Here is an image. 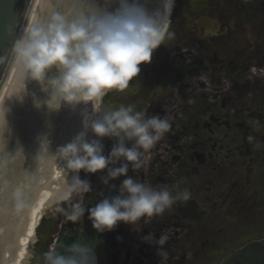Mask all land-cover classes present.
Returning a JSON list of instances; mask_svg holds the SVG:
<instances>
[{"label":"flooded vegetation","instance_id":"flooded-vegetation-1","mask_svg":"<svg viewBox=\"0 0 264 264\" xmlns=\"http://www.w3.org/2000/svg\"><path fill=\"white\" fill-rule=\"evenodd\" d=\"M167 32L171 37L140 65L129 89L110 92L101 107L133 106L146 118L169 119L170 131L144 153L140 169L129 164L128 177L157 189L178 184L190 189L192 200L101 232L98 264H222L264 241V0H175ZM87 139L98 138L90 130ZM101 142L107 157L118 141ZM107 172H79L90 192L66 187L45 210L23 264L30 253L36 264L53 243L64 248V240L79 242L96 230L88 209L120 195L127 178L105 185ZM76 204L84 206L83 217L66 222ZM150 233L168 237L166 261L145 242Z\"/></svg>","mask_w":264,"mask_h":264},{"label":"clouds","instance_id":"clouds-1","mask_svg":"<svg viewBox=\"0 0 264 264\" xmlns=\"http://www.w3.org/2000/svg\"><path fill=\"white\" fill-rule=\"evenodd\" d=\"M105 2L118 7L110 11L98 6L97 0H74V9L68 13L52 11L45 19H30L11 50L13 62L25 80L36 81L47 94L43 102L35 100L36 108L46 105L50 112H55L64 105H92V114H83L84 130L54 155L65 162L63 170L76 174L68 183L67 192H90V184L79 178L81 170L94 174L107 168L105 185L109 180L127 177L121 184L120 195L105 198L88 209L89 219L98 232L111 230L118 222L135 225L143 218L161 216L166 210L192 200L190 189L178 184L171 189L167 185L157 189L128 177L129 164L134 172L140 169L144 153L170 131L169 119L159 115L146 118L133 106L107 110L101 107V100L110 92L125 93L139 75L140 65L149 63L166 36L171 37L167 27L175 0H162L163 14L159 10L149 12L146 0ZM53 69L55 74L49 75ZM7 112L6 108L0 112V121L6 123L8 130ZM89 130L98 139L89 141ZM105 137L118 141L107 157L101 142ZM126 142H131V147ZM44 145L48 146L46 137ZM121 161L119 167H108ZM84 213V206L76 204L65 213V220L75 223ZM144 240L158 247L162 262L168 259L164 249L167 236L156 239L150 233ZM64 252L58 253L57 243H53L36 264H96L94 250L85 243L65 246ZM31 259L30 253L29 264Z\"/></svg>","mask_w":264,"mask_h":264},{"label":"rangeland","instance_id":"rangeland-1","mask_svg":"<svg viewBox=\"0 0 264 264\" xmlns=\"http://www.w3.org/2000/svg\"><path fill=\"white\" fill-rule=\"evenodd\" d=\"M73 3L74 0H51L48 2L46 16L52 11L68 13L74 9ZM97 3L98 6L102 8L106 7L110 11H114L115 8L118 7L116 4L106 3L105 0H97ZM65 6L66 9H64ZM67 6L72 8L68 9ZM145 6L149 12L159 10L163 14L162 0H146ZM53 74H55V69H53L52 73L49 75ZM28 81H30V79ZM29 93L20 104L17 102L14 105L17 109V115L13 119L19 121L20 129L18 130L20 131V138L11 137V140H8V146L11 148H7L9 152L7 155L11 158L13 163L14 171L12 172L14 174H18L19 171L23 173L28 166H30L31 170L29 172L25 171V180L21 181L18 175L17 183H15L16 178L13 177L11 179L12 183L10 189H12V193L8 191V198L3 195V192H0V264H6L4 262L5 259L7 261L16 253L15 244L18 238H20L21 232L26 229L27 220L30 219L29 215H31L34 201L39 193L44 188L48 187L49 181H51L50 179L53 175L56 174L58 170L63 171L66 177H68L67 182L73 176L74 173H67L63 170L66 167L65 162L63 160H57L54 155H56L60 147L70 143L78 135L83 114L88 111L87 107L90 104V102L88 104L81 103L74 108L69 105H64L59 111L55 112H50L45 105L39 108V114H36L37 116L28 122V120H26L27 112L30 113L33 109H38L35 107V100L38 99L43 102L47 99V94L42 91L41 85L36 83V81H34L33 88ZM30 106H32L33 109L30 108ZM19 115L22 116L23 122L22 119L19 118ZM7 122L9 130L10 121ZM4 130L8 131L6 128H4ZM45 137L48 140V146L44 145L42 147V141ZM19 143L23 145V147L18 152L17 146ZM10 149H13L12 153H10ZM24 159H29V163L31 161V164H25ZM1 160V162H3L5 158L3 157ZM4 165L8 164L4 162ZM4 167L6 174V166ZM21 187L23 188V196H21L23 200L19 197ZM13 191L17 192L19 196H15ZM10 193L12 196L9 195Z\"/></svg>","mask_w":264,"mask_h":264},{"label":"bare ground","instance_id":"bare-ground-1","mask_svg":"<svg viewBox=\"0 0 264 264\" xmlns=\"http://www.w3.org/2000/svg\"><path fill=\"white\" fill-rule=\"evenodd\" d=\"M49 1L51 0H35L31 14L29 16V20L30 19L36 20L37 18H40V19L47 18L46 10H47ZM72 5H74V3ZM67 8L70 9L72 7L67 6ZM64 9H66V6L64 7ZM29 20L27 21V24ZM28 80L29 79L25 80L23 74L18 70V66L14 62L10 70L9 76L7 78V81L5 82L0 92V112H2L6 108L8 110L6 118H7V121H10L9 123L10 129L8 131L4 130V128L7 129L6 123L3 121H0V170H1L0 172L1 173L0 174V192H3V195L7 198H8V191L12 193V189H10V185L12 183L11 179L13 177L16 178L15 183H17L18 182L17 175H18L21 181L25 180L26 179L25 171L29 172L31 170L30 166H28L26 167V170L23 173L19 171L18 174L16 173L14 174L12 172L14 171L13 163L11 161V158L7 155L9 153L7 151V148H11L8 146V140H11V137H15L18 139L20 138V131L18 130L20 129L19 121L18 120L15 121L13 119L17 115V109L14 107V105L17 102L20 104V102L28 96V93L33 88L34 81L31 79L30 81ZM30 108H32V106H30ZM87 108H88L87 109L88 111L86 113L91 115L92 114L91 103L88 105ZM39 112H40V109H33L30 113L27 112L26 120H28L29 122V120H32V118L36 117L37 116L36 114H39ZM19 118L22 119V122H23V118L21 115H19ZM83 130H84V127H83V119H82L79 125L78 134L82 132ZM89 132L90 130L88 131V133ZM22 147L23 145L19 143V145L17 146L18 152ZM12 152H13V149H10V153ZM3 157L5 158V161L1 162L2 161L1 158L3 159ZM24 161H25L24 163L27 165L31 164V161L29 163V159H24ZM4 162H6L8 165H4ZM4 166H6V171H7L6 174H5ZM50 180L51 181H49L48 187L44 188L39 193L38 197L35 199L34 205L32 206V209H31V215H29V212H28L30 219H28L29 217L27 218L28 220L26 219L28 221L26 229H24V231L21 232L22 234L20 238H18L15 244L16 253L14 254V256L9 258L7 261L5 259L4 262L6 264H23L25 253L27 252V248L30 246L31 242L34 239L35 228L37 227V224L39 220L41 219L45 208L49 204H51L53 200L64 197L62 193V189L65 187L67 180H68V177H66L65 173L63 171L58 170L57 173L54 174ZM22 187L20 188L21 189V192L19 193L20 196L17 194V192L13 191L15 193V196L16 195L17 197L19 196L21 200H23V198L21 197L23 196ZM11 193L9 195H11Z\"/></svg>","mask_w":264,"mask_h":264},{"label":"water","instance_id":"water-1","mask_svg":"<svg viewBox=\"0 0 264 264\" xmlns=\"http://www.w3.org/2000/svg\"><path fill=\"white\" fill-rule=\"evenodd\" d=\"M35 0H0V66L13 64L11 50L14 43L23 35L26 23L31 13ZM9 72L0 73V92L5 84ZM100 232H89L80 243L89 245L95 253L96 264L99 261ZM74 242L63 241L65 246H70ZM65 248V247H64ZM64 248L57 249V252L64 255ZM242 260L243 264H264V241L246 246L235 253L224 264H237Z\"/></svg>","mask_w":264,"mask_h":264},{"label":"snow or ice","instance_id":"snow-or-ice-1","mask_svg":"<svg viewBox=\"0 0 264 264\" xmlns=\"http://www.w3.org/2000/svg\"><path fill=\"white\" fill-rule=\"evenodd\" d=\"M10 71V67L9 66H0V73H7ZM237 264H243L242 260H238Z\"/></svg>","mask_w":264,"mask_h":264}]
</instances>
